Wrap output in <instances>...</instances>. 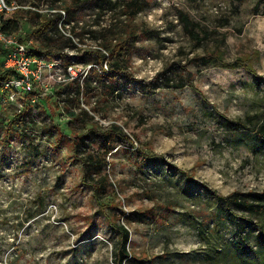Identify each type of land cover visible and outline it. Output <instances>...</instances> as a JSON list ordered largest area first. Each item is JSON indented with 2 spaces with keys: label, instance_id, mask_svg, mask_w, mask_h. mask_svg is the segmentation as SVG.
<instances>
[{
  "label": "rangeland",
  "instance_id": "1",
  "mask_svg": "<svg viewBox=\"0 0 264 264\" xmlns=\"http://www.w3.org/2000/svg\"><path fill=\"white\" fill-rule=\"evenodd\" d=\"M65 1L24 7L47 11ZM130 1L80 0L61 28L78 48L95 47L101 29L124 20L136 30L130 75L111 85L117 91L101 86L96 65L81 74L87 87L77 93L60 64L34 101L0 106V264H114L117 235L103 207L129 231L133 257L123 264L252 263L225 245L234 225L206 189H264V143L250 130L264 121V0H134L138 9L126 18ZM31 28L21 20L16 36L34 47ZM217 49L223 60L204 63ZM236 58L251 68L230 66ZM70 112L80 114L76 121ZM238 119L247 128L226 125ZM53 125L84 136L79 156L56 141ZM85 174L108 182L93 194ZM112 201L118 206L110 209Z\"/></svg>",
  "mask_w": 264,
  "mask_h": 264
},
{
  "label": "trees",
  "instance_id": "2",
  "mask_svg": "<svg viewBox=\"0 0 264 264\" xmlns=\"http://www.w3.org/2000/svg\"><path fill=\"white\" fill-rule=\"evenodd\" d=\"M14 1L19 7L5 17H2L3 28L8 34H16L20 29V21L25 20L28 22L32 28L27 33L26 37L31 39L34 43L33 49L36 56L43 57L47 60L60 59L59 63L63 66L76 62H81L83 65L91 64L88 72H95L97 70L95 65L99 67V70H102L104 64H106V73H103L104 71L99 72L101 86L104 89L107 88L106 92L117 91V89L111 85H114L120 77L130 75L128 70L130 52L138 35L136 34V30L126 22L127 20H124L125 22H122L120 26H116V29L113 31L110 28L101 29L97 36L98 44H96L95 47L78 48L72 35H65L61 31V28H65V25L69 22V18L80 10V0H67L63 2L62 8L66 15L60 26L59 21L61 19V13L53 11L60 6L56 5L55 2L47 5V11H43L35 4H33L32 7L25 8L24 5L26 0ZM129 5L134 7L133 11L128 10ZM137 6L138 4L134 0H131L126 5V8L124 9V14L127 15L126 18L134 15L136 9H138L136 8ZM183 17L186 23H188L187 17L185 15ZM191 34L192 37L198 38V34H195V32H191ZM19 39L20 41H24L23 38ZM69 50L75 51V53L69 54ZM222 55L223 54L220 50L217 49L215 52H212L211 56L204 63L210 64L217 60H223ZM3 56L4 50L0 45V79H4L13 73L12 70H5L1 67V59ZM229 65L232 67L243 65L246 68H251L242 58H236L230 62ZM253 73L255 74V71H253ZM255 77L258 78L257 75ZM79 78L80 77H77L71 79L70 82H67V87L73 89L77 93L83 92L84 88L87 87L86 84H79ZM108 89L111 90L109 91ZM35 92L36 90L27 94L26 98L34 96ZM45 98L46 100L48 99V97ZM80 113L84 115L88 114L87 110L83 108L80 109ZM24 114L25 111L22 110L15 116L19 119V117L22 118ZM79 116L80 114L70 112V118L74 121H76ZM226 123V125L234 131L247 128V125L239 119L228 120ZM115 126L120 129L119 126ZM53 128L58 134L56 141L58 143L68 144V148L70 149L71 154H73L71 155V158L79 156L78 150L84 141V136L78 133L77 130L71 129L69 134H63L58 126L53 125ZM250 130L255 139H259L264 143V121L261 120L258 126H253ZM10 135H13L11 129L7 132L6 137L4 138L5 141L8 140ZM123 135L128 142H131V138L128 134L123 133ZM4 139L1 141H4ZM86 178H88V175L85 174L82 179L84 182L89 183L92 186L93 194H96L100 187H105L106 182H108L106 175L97 179L96 182L87 181ZM206 190L213 196L219 208L221 210L225 209L227 215L229 214L231 223L234 225V235L230 240L226 241L225 245L233 246L236 254L245 259L246 263L248 260L252 259L251 264H264V189L261 191L247 192L233 191L228 194H221L213 189ZM109 205H111L110 209H113L118 206V203L112 201ZM233 208H240L244 211L235 212ZM102 211L107 219L108 228L117 235L113 262L114 264H123L124 260L133 257L132 252L127 248L129 231L119 222L120 214L109 213L104 207ZM121 213H124L123 210ZM253 216H257L258 219L253 220L251 218ZM246 223L253 224L257 228L255 234L250 236V234L247 233ZM221 245L222 247L218 245L211 246V250L215 251V253L220 252L223 246H225L222 243Z\"/></svg>",
  "mask_w": 264,
  "mask_h": 264
},
{
  "label": "built area",
  "instance_id": "3",
  "mask_svg": "<svg viewBox=\"0 0 264 264\" xmlns=\"http://www.w3.org/2000/svg\"><path fill=\"white\" fill-rule=\"evenodd\" d=\"M19 5L14 1L0 0V45L4 50V56L1 59V67L5 70H12L13 73L4 79H0V106L6 103H14L18 97H26L32 93L35 88L43 84L46 76H54L53 69L60 65L56 60H47L34 54L33 46L20 41L16 34H8L3 28L2 17L14 11ZM61 13L59 26L65 18V11L62 7L54 9ZM71 35V34H65ZM91 64L76 66L75 63H69L63 66L67 78L74 79L85 75ZM96 66V65H95ZM106 64L103 69L106 73ZM28 99L34 101V96Z\"/></svg>",
  "mask_w": 264,
  "mask_h": 264
}]
</instances>
